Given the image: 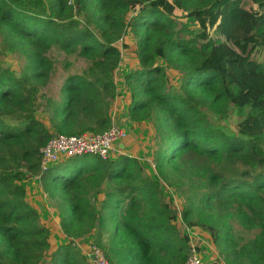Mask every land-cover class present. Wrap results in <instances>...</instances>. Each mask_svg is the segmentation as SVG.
Returning <instances> with one entry per match:
<instances>
[{
	"label": "trees",
	"instance_id": "16d2710c",
	"mask_svg": "<svg viewBox=\"0 0 264 264\" xmlns=\"http://www.w3.org/2000/svg\"><path fill=\"white\" fill-rule=\"evenodd\" d=\"M199 1L201 6L197 0H0L2 50L25 60L21 75L0 63V264H90L75 239L111 221L114 252H126L136 264H185L187 251L177 239L188 248L187 239L159 185L169 173L192 186L191 204L220 203L258 232L241 244L227 230L221 239L209 222L190 225L221 239L235 264H264V0ZM185 17L198 21L197 32L181 21ZM128 30L138 38L139 61L125 75L128 117L153 122L161 175L146 176L127 154L94 156L92 165L84 155L42 172L39 149L52 135L100 133L112 124ZM53 48L78 52L90 65L66 77L60 101L47 99L52 130L36 114V97L55 71ZM168 68L179 76L171 78ZM232 108L248 113L229 134L208 112L221 123ZM32 174L62 201V229L72 238L50 259V231L23 183ZM106 179L113 185L102 189L106 197L98 211L90 195ZM195 212L185 207L183 218Z\"/></svg>",
	"mask_w": 264,
	"mask_h": 264
},
{
	"label": "rangeland",
	"instance_id": "374dc122",
	"mask_svg": "<svg viewBox=\"0 0 264 264\" xmlns=\"http://www.w3.org/2000/svg\"><path fill=\"white\" fill-rule=\"evenodd\" d=\"M201 4L202 1L197 0V6H201ZM181 21L189 26L191 30L197 32L198 21L194 19V17H185ZM137 39V36L131 30H128L124 37V42L128 44V47L123 48L121 46V42L119 43L122 47L123 58L116 70L117 73L115 79L119 87V94L124 96L122 98L117 97L114 100L110 113H112L113 117L112 123L114 122L121 125L127 132V138L124 140V154L130 156L133 155V157H136L142 164V167L145 170L144 174L146 176L148 175L153 178H157L156 176H160L161 174L156 169L154 164L155 149L158 140V135L156 133L154 124L152 121L136 123V121H131L128 117L130 94L127 90L125 75L133 69H136L139 65L138 57L136 55L138 44ZM2 48L3 47L0 39V63H2L6 67H10L17 75H21L25 65L24 56L22 57L21 53H12L6 50H2ZM257 52L258 50L255 51V53ZM49 54L55 61V71L52 73L47 86L42 88L39 91L38 96L36 97V114L50 129H52L50 122L51 107H48L47 99L52 98L53 102L60 101L61 87L66 77L69 74L85 73L90 65V61L85 57L79 55L78 52L66 54L63 51H59L53 48L49 52ZM158 62H164L166 65V62L162 59H159ZM167 71L173 79H176V77L179 76V72H177L173 68H168ZM126 95H129V97H126ZM247 113L248 108L240 111H236L232 108L229 114L230 119H224L221 123H218V119L213 113L208 112V117L215 126L220 127L226 133L231 134L234 133L235 122H239ZM118 156L119 155H115L112 159H115ZM85 160L88 162V164L92 165L95 162V157L89 155L86 156ZM243 168L244 167H242V169ZM261 169L264 170V167H261ZM255 170H260V168H257ZM168 175V179L160 176V190L163 192L165 200L172 204V208L176 213L174 224L180 234L185 236L178 224L179 214L181 213L183 215L185 207L187 208L191 206L192 208H194V210H196V212L188 217V221L184 219L185 223L188 225H190V221H196L197 223L209 222L210 224L218 228V231L220 232L219 236L221 239L225 237L223 233L227 230L237 239V241H240L241 244H244L255 237L258 230L247 229L242 226L240 220L236 217L234 212L226 209L224 210V208L219 205L220 203H214L211 206H204L197 199L195 204H191V198L193 197V191L191 189L192 186L183 183L187 179L185 178L183 180V177L180 178L172 173H169ZM175 180H178L180 185H175ZM23 183L26 186L28 201L39 212L41 223L45 224V226L49 229L50 236L51 233H53V230L60 229L63 231L60 216L61 212L63 211L61 208L62 201L58 198H52L49 193L45 191L43 181L41 179V176L39 177V175L32 174L29 178L24 179ZM112 185L113 183L109 181L108 187H111ZM93 203L94 205H96V208L100 207V203L96 202V200H93ZM200 209H202V211H200ZM57 221L59 224L56 223ZM54 222L59 225L54 226L56 227L55 229H53ZM96 228H98V230L96 231V235L92 237V239L90 238L88 240V244H98L109 257L111 264H136L132 260V258L130 259L126 252H114L116 249L113 244L115 240H113L112 235L115 229L114 221L107 222V224L103 227ZM192 230L199 244H202V264H206V261H209V263L212 261L213 264H235L234 257L230 256L229 254L230 247L226 246L225 243H222L220 241L221 239L218 240V242L213 241L210 233L203 230L199 225H194L192 227ZM54 235L55 234H53L51 238H49L50 247L46 252L47 259H50L51 253L55 251L59 247V245L66 241V239L63 240L62 237H60L58 240V238ZM221 235L223 236L221 237ZM71 239L72 238H68L67 242H69ZM186 239L188 245V237H186ZM177 243L179 244L178 246L183 248L185 247L186 253V244L181 243L179 238L177 239Z\"/></svg>",
	"mask_w": 264,
	"mask_h": 264
},
{
	"label": "built area",
	"instance_id": "2783aa9c",
	"mask_svg": "<svg viewBox=\"0 0 264 264\" xmlns=\"http://www.w3.org/2000/svg\"><path fill=\"white\" fill-rule=\"evenodd\" d=\"M126 138L125 128L114 122L100 133L88 131L78 135L54 134L39 149L42 172L48 171L65 160L84 155L107 160L115 155L124 154ZM178 224L184 235L188 237L185 264H202V244H199L195 238L193 226L185 223L181 213ZM83 254L90 264H111L109 257L98 244H88V249Z\"/></svg>",
	"mask_w": 264,
	"mask_h": 264
},
{
	"label": "crops",
	"instance_id": "0c3cea01",
	"mask_svg": "<svg viewBox=\"0 0 264 264\" xmlns=\"http://www.w3.org/2000/svg\"><path fill=\"white\" fill-rule=\"evenodd\" d=\"M124 95H120V94H118V98H122ZM116 97V98H117ZM126 97H129V95H126ZM114 102V101H113ZM129 103H130V100H129ZM112 106H113V103H112ZM111 109H112V107H111ZM111 111V110H110ZM111 116H112V113H111ZM112 119H113V117H112ZM136 123H138V122H136ZM131 156H133V155H131ZM108 183H109V180L108 179H106L103 183H102V185H101V191L100 192H97L96 191V189H94L93 191H92V193H91V200H92V202H93V200H96V202H98V203H102L103 201H104V199H105V197H106V192L104 191V190H102V189H104V188H106V187H108ZM95 207H96V205H95ZM98 211H100V207L99 208H96ZM56 223H58V221L56 222ZM55 222H54V224H53V227L54 226H56L57 224H56ZM52 224V223H51ZM59 224V223H58ZM57 226H59V225H57ZM56 227H54L53 229H55ZM60 230V229H59ZM53 230V233H51V236L53 235V234H55L54 236H56L57 238H58V240H59V238L60 237H62L63 238V240L64 239H66V241L65 242H67V240H68V236L62 231V230ZM98 230V228H94V229H92V232L90 233V234H88L86 237H83V238H76V246L81 250V252H85L87 249H88V240L91 238L92 239V237H94L95 235H96V231ZM51 236H50V238H51ZM64 242V243H65ZM204 263H205V261H204ZM206 264H213L212 263V261L209 263V261H206ZM216 264H218V263H216Z\"/></svg>",
	"mask_w": 264,
	"mask_h": 264
}]
</instances>
